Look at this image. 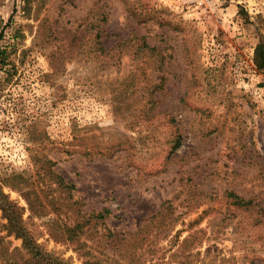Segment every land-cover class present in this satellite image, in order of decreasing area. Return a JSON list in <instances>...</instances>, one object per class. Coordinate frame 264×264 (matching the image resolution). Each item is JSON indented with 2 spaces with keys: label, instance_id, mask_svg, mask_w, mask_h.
<instances>
[{
  "label": "rangeland",
  "instance_id": "obj_1",
  "mask_svg": "<svg viewBox=\"0 0 264 264\" xmlns=\"http://www.w3.org/2000/svg\"><path fill=\"white\" fill-rule=\"evenodd\" d=\"M259 44L264 0H0V204L67 264H264Z\"/></svg>",
  "mask_w": 264,
  "mask_h": 264
},
{
  "label": "trees",
  "instance_id": "obj_2",
  "mask_svg": "<svg viewBox=\"0 0 264 264\" xmlns=\"http://www.w3.org/2000/svg\"><path fill=\"white\" fill-rule=\"evenodd\" d=\"M105 21V20H104ZM1 54V51H0ZM255 65L259 69H264V44H259V46L256 49L255 52V59H254ZM180 140H177L175 142V146L173 150H176L177 148L180 147ZM54 175V172H52ZM56 176V175H55ZM57 178L59 176H56ZM59 179V187L62 188V190H69L74 191L76 187L73 184L66 183L61 177ZM72 194V192H71ZM231 197H233L236 200V203L239 205H243L245 203L244 200L239 198L237 195L230 194ZM3 199L5 200L2 204H0V209L5 215V219L8 221V227L11 226L12 229H14L13 233H16L17 237L22 239L23 245H22V250L21 251H26L32 260H35V262H39L40 264H67L64 260L60 258L54 257L51 253L45 251L42 249V246L39 245L35 238L32 237L29 232L24 228L22 225L23 220L20 218V213L18 210H20L17 205L9 200H7L6 196L3 195ZM71 199L72 196H69ZM247 203V202H246ZM108 212H106L107 214ZM84 215H88V213H85ZM82 217H85V216ZM98 216L101 219H104V214L99 213ZM89 223V222H88ZM63 224V223H62ZM87 222L84 223H77L73 227L68 226L67 224L60 225L57 227L58 234L54 233V237L61 238V239H66L69 240L70 242H77L80 239V236H77L78 230H81V228L85 227ZM3 264H19V262H16V260H7L6 262H2Z\"/></svg>",
  "mask_w": 264,
  "mask_h": 264
}]
</instances>
